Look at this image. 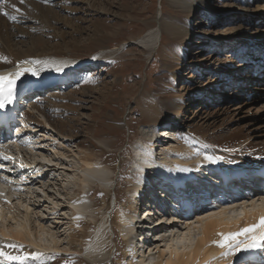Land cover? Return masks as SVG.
Listing matches in <instances>:
<instances>
[{"label":"bare ground","instance_id":"obj_1","mask_svg":"<svg viewBox=\"0 0 264 264\" xmlns=\"http://www.w3.org/2000/svg\"><path fill=\"white\" fill-rule=\"evenodd\" d=\"M23 2L24 0H7L0 5V74L14 73L20 67H27L36 69L40 75L47 70L48 66L63 64V67L66 68L70 63H77L74 61L85 59L73 55L71 48L66 49V46L73 47L77 42H73L71 39L68 43H65L62 38L61 41L54 42L53 45L41 37L24 39L27 30L24 25H18L17 21L21 23L27 21L24 14L16 12V9L20 8ZM172 2L185 11L195 12L200 6L208 8V5L203 1L201 4H197V0H172ZM32 7L35 12L39 11L38 14L44 12L39 5H32ZM48 11L53 12L52 9ZM262 11L264 12V8ZM3 12L9 13V16H5ZM10 16H15L16 19L12 20L9 18ZM158 21L160 26L150 30L145 36L146 38L144 37L140 42L146 44V46L148 45L152 51L159 47L158 45L162 41L160 40V34L163 30L168 31L172 36L179 35L186 43L183 46L182 55L176 59L180 65L178 69L182 67V63L194 64L191 59H186L188 58L186 53L188 39L193 33L199 34L200 37L203 33L190 30L189 27L187 29L180 28L179 31L177 30L178 23L175 20L159 17ZM237 36L238 34L228 35L227 40L234 41ZM161 50L166 54V46L162 47ZM96 52L91 61L87 60L88 68H96L94 60L111 54V51L107 48H98ZM44 59L48 61H43ZM22 61L28 63L21 64ZM36 61H39V63H36ZM245 65L247 68L248 65L245 63H241L239 67L231 68L228 72L229 75L232 77L234 72L240 73L242 71L241 67ZM74 68L69 74H64L55 84L45 89L41 82L36 80L39 75L34 76L31 72L25 73L16 81L14 90L19 94H24V100L29 99L28 101L25 100V103H28L31 109L25 110L22 104L15 105V111L18 116L22 117V122L32 124V126L26 125L27 127L51 125L53 128H57L58 122H50L48 117L46 120L40 119L32 109L43 113L44 107L39 102L41 94L45 91L47 98L55 99V97L60 98L62 96L68 98L71 92L68 93L63 88L69 86L72 81L84 80L88 75L86 72H82L84 68L81 65ZM255 68H257L256 65ZM183 76H185V73L179 71L175 78L180 80ZM177 81H174L171 88L166 86V88H162L161 84L159 89L142 95L140 105L144 115L153 120L156 127L168 122L169 127L161 128V130L164 135L176 136V130L178 131L181 128L180 126L186 125L183 119L193 111L190 105L193 106L201 97L204 99L203 109H201V112L199 111L197 118L202 123L192 125L190 130L184 133L182 139L179 138V142L175 146L161 147L163 144L158 146L156 143L160 141H156L152 144L142 143L134 149L136 177L132 178L130 184L127 185L134 191L133 197H129L131 198L130 203L125 207L122 205V183L120 186H115L111 169L96 161L97 157L94 156L93 152L88 151L82 158L83 165L80 169L82 192L76 191L70 196L71 194L66 192L59 183L57 184V180L45 173L43 168L38 167V162L34 159L33 154L28 151V148H33L30 143H28L27 148V144H23L13 132L7 133L3 138L0 136L1 155L13 158L12 161H17L19 170L25 168L20 173L21 175H13L9 178L10 181L0 182V196L3 197H0V249L13 256H23L24 259L7 260L5 257L0 256V264H42L46 260L51 261L54 257L64 254V252L70 256L72 261L75 260L76 253H81L84 254V258L88 262L105 263L110 253L115 249L117 230L120 231L125 246L123 254L126 257L122 259L120 264H232L239 258H244L241 252H246L248 249L245 250L243 245L239 250L235 247H220L218 241L222 240L223 237L219 234L238 232L242 228L255 224L256 221L259 222L260 217L264 216V189L263 187L261 189L254 187V183L260 182L257 177L259 170L264 166V141L262 140L264 138V124L241 120V125H239L242 127H240L239 132L227 136L226 140H217L214 135L206 133L209 130V120L215 122L219 118L220 110H224L225 114L229 112L225 111L230 110L231 113L237 112L241 116V107L244 103H234L233 108L230 104L224 107L221 106L218 110L212 105L217 103L213 99L214 94L217 93V96L222 94L216 92L217 80L211 81V85L207 88L189 87L187 90L180 88ZM58 132L71 141L72 134L68 133L66 135L60 132V129ZM93 133L95 136V132ZM254 138H258V140L254 141ZM101 142L108 147H112V144L105 139ZM157 146L161 148L159 152H157ZM207 157H212V159L209 160ZM220 168L230 170L238 168L249 173L250 180L235 185V189L238 188L235 192L239 193L237 196H234V194L229 197L225 196L221 203H216L218 199L216 196L215 204L212 206H208L212 200L210 197V199L196 197L200 200L199 204L201 206L193 212L192 216L184 218L181 214H172L170 208L164 209L163 215H158L161 209L169 204L172 205V210L176 212L184 207L169 195H166V199L162 200L164 193L158 191L154 193L157 206L154 214L158 215V218L155 215L141 213L143 208L139 203L145 201L142 199L144 198L142 196L145 195H142V192H144L147 184L150 186L151 191V188L155 186L154 184L162 177L172 176L174 179V176L178 175V178H180L179 176L183 174L191 182L198 180L196 183L193 182L195 190H198L197 186H202L203 182L199 179H207L209 175V180H216L217 175L215 173ZM207 170H210L207 173L208 175L206 174ZM2 174L0 170V178L4 177ZM96 183L104 191H114V208L105 209V206H103L105 202L96 206L92 205L88 198L90 193L88 185H96ZM239 189L244 190V193L239 192ZM204 191L207 193L208 187ZM193 195L195 196V194ZM101 207L104 209L103 212L96 210ZM233 208L240 210L235 217L227 213L229 209ZM62 210L64 211L62 213L64 217L59 215ZM90 214L92 215L90 220L95 221L94 229H92L90 222L83 221ZM142 214L147 220L146 228L150 227L151 231H149L148 241L146 239L144 243L147 250H140L141 252L138 253L131 240V229L136 218L140 217L141 220H144ZM97 216L100 217L99 221ZM158 222L164 224L157 225ZM178 222L183 226L175 233L173 229L177 228ZM64 224H66V227L62 228ZM85 228L92 229L93 232L87 245L82 244L86 239V233L80 231H84ZM187 229L189 231L192 229L198 230L199 233L196 239L192 238L190 232L185 231ZM171 230L172 234L170 236L172 238L169 236ZM257 231H259V228L236 239L248 242L250 237ZM159 232L163 235L162 239L157 237ZM44 236L49 237V240H44ZM164 240L166 242L162 245L161 242ZM13 244L16 247H11ZM64 245L68 248L63 247ZM82 245L83 248L79 249V246ZM254 250L250 249L249 252H254Z\"/></svg>","mask_w":264,"mask_h":264},{"label":"rangeland","instance_id":"obj_2","mask_svg":"<svg viewBox=\"0 0 264 264\" xmlns=\"http://www.w3.org/2000/svg\"><path fill=\"white\" fill-rule=\"evenodd\" d=\"M202 1L208 8L200 6L195 12L183 10L172 0H24L22 6L16 9V12L25 15L27 21H17L18 25H24L27 30L24 39L41 37L52 45L62 38L65 43L71 39L77 42L73 47L66 46V49L71 48L73 55L90 61L98 48L111 51L109 56L94 60L96 68H88L87 65L82 67V72L88 75L84 80L72 81L63 88L72 93L68 98H47L46 91L41 94L39 104L44 107L43 113L36 109L32 111L40 119L46 120L48 117L50 122H58L57 128L51 125L31 128L26 125L32 124L19 122L13 131L23 144H27V148L28 143L32 145L33 148H28V151L33 154L38 167L57 180V184L70 196L76 191L82 192V158L91 151L97 157L96 161L111 169L115 186L122 183V205L127 206L134 191L127 185L136 177L134 149L142 143L152 144L156 141H160L156 143L158 146L163 144L161 147L175 146L192 125L202 123L197 118L203 109L204 99L201 97L193 106L190 105L193 111L183 119L186 125L176 130V136L165 137L161 128L169 127L168 122L156 127L141 109L142 95L159 89L161 84L162 88H171L174 81L178 80L175 77L179 71L185 73L177 81L178 86L184 90L189 87L204 89L211 85V81L217 80L216 92L222 94H214L213 99L217 103L212 105L215 109L220 110L221 106L229 104L233 108L234 103H244L241 116L237 112L227 110L225 112H229L225 114L224 110H220L215 122L211 119L207 121L208 135H214L217 140H226L227 136L240 131L242 121L264 124V0H197V4ZM32 5H39L44 12L38 14L39 11L35 12ZM48 8L53 12L50 13ZM159 17L177 21L179 31L180 28L189 27L190 30L203 33L202 37L193 33L188 39L186 59H191L194 64L182 63L178 69L180 65L176 59L182 55L186 43L179 35L172 36L163 30L159 47L152 51L148 45L140 42L150 30L160 26ZM236 34V40H227L228 35ZM165 46L166 54L161 50ZM241 63L247 64V68L246 65L241 67L242 71L234 72L231 77L228 72ZM24 109L31 108L25 104ZM58 128L66 135L72 134L71 141L60 134ZM104 139L112 147L101 142ZM253 140L257 141L258 138ZM158 146L157 152L161 150ZM88 187V198L93 206L105 202V209L114 208L113 190L104 191L97 183ZM96 210L104 211L103 207ZM63 212L59 214L61 217H64ZM239 212V209L233 208L227 213L235 217ZM91 217L90 214L83 221L90 222L94 229L95 221H91ZM97 217L99 221L100 217ZM177 224V228L173 229L175 233L183 226L180 222ZM92 229L80 230L86 233L83 245H87L92 238ZM185 231L190 232L193 239L199 233L197 229ZM171 234L172 230L169 236ZM162 236L159 232L157 237L162 239ZM44 240H49V237L44 236ZM115 241V249L105 263L88 262L81 253H76L72 261L64 252L42 264H120L126 257L123 254L125 246L118 231ZM239 264L246 263L243 261Z\"/></svg>","mask_w":264,"mask_h":264},{"label":"snow or ice","instance_id":"obj_3","mask_svg":"<svg viewBox=\"0 0 264 264\" xmlns=\"http://www.w3.org/2000/svg\"><path fill=\"white\" fill-rule=\"evenodd\" d=\"M14 7V5H13ZM5 16H9V13L3 12ZM12 20H15V16L9 17ZM6 59V58H4ZM27 61H22L21 64H27ZM36 63H39V61H36ZM57 71H62L63 69L60 67H57ZM31 72L32 75L37 76L39 75V71H37L34 68H27V67H20L18 71L14 73H7V74H0V108H3L6 103L11 102V97L13 96V92L16 86V81L23 76L25 73ZM207 159L211 160L212 157H207ZM258 228H264V216L260 217V221L258 224H253L248 227L242 228L238 232H232V233H220L219 235L223 237L222 240L218 241L220 247L227 246L228 248L235 247L237 250L240 249L241 245L245 248H254L258 247L257 240H264V231H261L259 235H253L251 236V239L248 242L237 240L236 238L245 235L251 232H254V230ZM11 247H16L15 244L11 245ZM0 256L5 257L7 260H23V256H13L6 252H4L2 249H0Z\"/></svg>","mask_w":264,"mask_h":264}]
</instances>
